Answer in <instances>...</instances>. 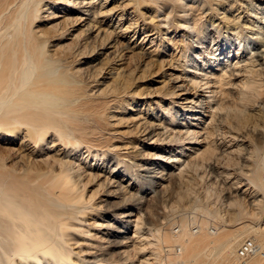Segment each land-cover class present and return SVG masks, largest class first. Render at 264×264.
<instances>
[{"label":"bare ground","instance_id":"obj_1","mask_svg":"<svg viewBox=\"0 0 264 264\" xmlns=\"http://www.w3.org/2000/svg\"><path fill=\"white\" fill-rule=\"evenodd\" d=\"M138 1L139 0H0V18L5 12L9 13L7 16L9 17L8 23H11L10 25L17 24V31L25 39L21 44L18 43L20 46L8 48L9 50L0 47V127L6 129L11 126H19L21 130L25 129V132L23 131L25 136L22 138L20 146L24 144L25 147V145H27L24 139L26 134L30 131L38 134L41 133L44 138L43 140L45 142L49 141L50 144L47 148L45 147L48 151L47 153L45 152L46 154H42L44 157L37 156V165L39 163V166L42 167H38L37 169L34 168V170H36L35 172L30 169L31 166L28 167L25 164L20 166L21 169L12 168L13 173L22 174L18 176L11 172L3 171L0 168V264H125L126 261H124V258L126 251L124 248L132 238H125L124 235L126 231H114V228L116 227L115 225L121 224L128 229V226L136 224L134 229H137V225L140 223V219L138 218L141 217H138L137 214L134 213V206L138 207L136 209L137 211H140L139 205L141 203L139 199H137L138 196L136 197L130 193V191H132L130 183L126 184L122 179H115L117 174L118 176L120 175V172H116V169H122V165L126 166V170L127 172L129 171V173H125L123 170L121 173L127 174L129 179L133 177V175H130V171L131 173H135V176L148 178L147 180L152 181L151 184L154 186L156 193L160 196L163 195L164 190L168 187V185H165V173L161 175L163 171L161 173L159 172L166 161L176 165L181 161L182 165L185 163V165L188 166L202 156L206 157L207 160H213L214 157H211L213 154L209 149L212 143L210 140L208 141V134L206 132L202 133L195 131L192 127L189 128L193 126V121L199 120L198 114L201 113V108L199 107L201 103L197 102L196 99L206 98L211 102L214 92L216 95V87L211 85L215 84L218 85L219 90H217L222 93L225 92V94L226 91H229L228 89L233 92L234 90L236 91V89L242 91V86L243 89H245L249 83H253L251 81L252 78L249 80L246 77L247 72L253 65H250L251 68L250 66L247 67V65L243 67L239 66V69V62L235 59V62L229 63L225 66L224 70L212 68L213 73L210 75H217L209 79L207 77L208 71H204L205 66L213 65V63H216V66H218L219 61L213 58V62L209 59L198 66L197 62H194L197 58L193 57V61L191 60L193 69L197 70L199 68L198 70L206 74L202 91L199 92L196 88L198 86L194 79L197 78V73L200 71L189 74L180 72L181 74L178 76L175 73L176 66L173 67V65L171 67L167 62L165 64L163 58L159 60L160 56L154 55L155 58L153 59L155 60H150V58L148 63L142 64L141 72H145L150 65L151 67L158 66L161 71L164 66L170 70V74L166 81L171 83V89L168 88L170 91L166 92V94H162L164 96L161 97V100L170 101L169 105L171 108H164L165 110L163 111L157 109L156 112L155 109L152 111L153 114L149 113V118H147V116V119L144 118V120H142L139 115L134 117V115L126 114V112L132 109L125 110V107L129 105L126 98L128 97V92L131 91H128L131 82L130 77L135 69L131 67L133 60H131L129 56L132 53L131 49L134 47L132 48L130 45L124 43L129 33L135 30V35L138 30H141L143 33L147 32L146 37L148 38L151 36L153 39L156 37L160 38L162 35L163 39H165L169 32L166 28L168 27L170 29L171 26H174L185 34L188 31V26L194 21V16L197 15L194 13V16H188L189 14L186 16L183 8L185 5L184 3L183 9L179 10L176 14V20L168 22V20H171L169 14H167V19L166 16H160L158 13L152 14V12L146 11L147 9L144 10L145 7L142 10L143 4L141 3L142 6H140ZM215 1L226 4L228 7L230 6L229 9H232L237 3V0ZM164 2L166 1L164 0ZM167 2L172 3L171 1ZM25 3L28 4L26 5ZM244 5L246 7V4ZM16 6L19 8L18 12L15 11L16 8L14 9ZM186 8L189 9V6ZM224 8L222 10H226ZM201 9H204V7ZM12 10L15 12L13 13ZM214 10L215 13L217 12L219 24H223L226 32H229L232 36L235 35V31L247 29V25L245 26L240 20H235L227 16V10L222 13H218V9ZM189 11H191V9ZM202 11L204 12V10ZM36 13L39 14V19L24 30L25 28L22 27L21 21ZM132 14L139 17L141 21L140 24H136L138 21H134L135 23L129 22L127 18ZM252 15L253 14H251V19H253ZM198 16L195 20H198ZM111 21H115V25L112 26L110 24ZM194 22L196 23L197 21ZM67 24L69 27L67 26L68 28L64 30L63 27ZM261 28L263 27L261 26ZM12 29L13 28H11V30ZM249 29L251 28L249 27ZM190 31L194 32L193 30ZM214 31L216 32V30ZM194 35L196 36L197 33H194ZM153 39L151 40L153 41ZM253 42H255V46L254 48L252 47V51L255 59L254 62L257 65L253 64L255 68L256 66L264 67V35L255 37ZM151 43L153 44V42ZM197 50L198 48L192 49L191 55L197 53ZM175 52L178 51L175 50ZM140 53L138 57H143L145 59L148 57ZM183 53H180V55H183ZM226 62H228V60H226ZM188 67L187 69L189 70ZM254 71L255 69L253 72ZM102 72L104 75H102ZM224 72L226 73L225 77ZM155 74L157 75V73ZM258 74H260V72ZM184 75L190 77L188 78L190 79L189 84L181 78ZM260 75H262V73ZM244 76L245 79L247 78V80H249V83L246 84L245 87L246 80L241 81V77L243 78ZM260 77L264 78V75ZM259 80H261V78ZM258 83L257 85H259ZM165 84L167 83L162 81L161 87L165 88ZM260 85L264 86L262 83H260ZM248 87H250V85ZM163 88H161V90ZM154 89L157 90V88ZM143 93L144 92H142V94ZM107 94H112V99L118 98L113 99V101H119V98L122 100L119 102L115 101V105L109 107L107 104L108 101L106 102V100L103 99ZM130 94L131 92L129 93V97L131 96ZM240 94L242 95V93ZM150 97H153L152 94ZM229 97L234 98L230 96V94ZM229 97H227L226 101H228ZM101 98L103 101L101 100L100 102ZM90 100L96 101L95 104L99 102V107L97 105L92 106ZM108 100L110 102L111 99ZM200 101L202 102V100ZM209 106L212 112L213 107H211L210 103ZM158 107H161V105H158ZM107 109L110 112L107 114L105 113L106 116L103 113V118H98L100 112L102 113V110L107 111ZM258 110L260 111V109ZM219 111L220 109L218 108L217 113H220ZM94 117H97L96 120ZM76 118H81V125L77 122ZM65 120H68L70 125H67ZM92 122L99 125L98 127H100V130L94 129L92 126L87 128L86 124ZM185 125L187 128L182 127ZM96 131L98 133H96ZM69 138H71L73 142L84 146L86 149V155L80 160L81 163L83 162L82 164H84V168L82 167L83 169L74 166L72 161L69 160V157H76L78 152L75 154V151L77 150L74 148H63L59 145V141ZM165 142H179L180 149L178 148L176 151L175 158H185V160L176 161L174 158L175 160L168 161L164 156L153 153L158 151V144H165ZM163 146L161 149L166 150V147ZM41 149H39V151ZM148 149H152L153 152H146ZM18 150L15 149L22 161H24V158L26 160V154L22 155ZM165 152L166 151H163V153ZM38 154L40 153L37 152V155ZM88 157H93L95 160L96 158H104L109 164L104 170L99 171L94 164L86 166V158ZM21 159L19 160L21 161ZM15 162H18V160ZM18 164L20 163L18 162ZM207 164H209V162ZM15 168H17V166ZM224 172L225 171L219 172L217 170L216 173V177L222 181L223 184H225V180L227 181L226 177L234 178L235 176L236 178V173L233 172V177H231L232 174L230 173L229 177ZM255 173L256 172H254V174ZM171 174H173V172ZM85 181L91 182L92 185L96 186L97 190H103L104 193L102 197L95 199V201H97L96 203L91 195L87 196L84 194ZM237 181L235 180V182ZM241 184L243 185V183ZM234 189L225 192L228 199L231 198L234 193L236 195L233 196L237 197V192ZM261 201L262 200H258L253 204H258ZM136 216L138 217L137 220ZM230 219L235 221L236 215H233V217L231 216ZM201 227L200 225V230ZM216 229L217 228H215V230ZM224 230L226 229H222L218 232L216 231L212 234L208 233V235L211 234L214 238H218ZM172 231H175L172 232L175 236L180 233L178 228H174ZM192 233H198V228L193 227ZM192 233H185L188 238H186V241H183L182 245L174 244L165 248L166 253L172 254L174 259V261H168L167 264H190L191 262L195 264V262L191 260H196L195 258L202 247L203 250L209 251V249L217 248L218 245L221 250L232 241L230 239L225 243H216V241H212L213 244L211 246H202L203 239L196 241L192 240ZM136 236L134 235V237ZM255 240L258 239L256 238ZM255 240L251 239L246 242L241 253H250L249 245L260 247V249L264 247V244L259 245ZM188 249L189 253L185 254ZM111 250L115 253V259H117V261L113 263L107 261V259H103V257H109V251ZM225 251L224 249V252ZM241 255L246 256L247 254ZM252 255V257L259 256L264 260V257L260 255ZM180 257L181 260L179 261ZM140 264L150 263L146 260Z\"/></svg>","mask_w":264,"mask_h":264},{"label":"rangeland","instance_id":"obj_2","mask_svg":"<svg viewBox=\"0 0 264 264\" xmlns=\"http://www.w3.org/2000/svg\"><path fill=\"white\" fill-rule=\"evenodd\" d=\"M148 1H150V2H148ZM161 1L164 2V0H156V2H155V0H146V1L145 0H142V1L139 0L138 4L140 6H142V4H143L142 10L145 7L144 10L147 9L146 11H148L150 13L152 12V14L158 13V15H160V16H164V17L166 16L167 19H168L167 14H169V17L171 16L170 17L171 20H168V22H171L172 20L173 21L176 20L175 19L176 14L179 12V10H182L183 8L185 10L184 13L186 16L188 14H189L188 16H194V13H195L197 15H195L194 17L197 18L198 14L199 13L200 14L198 16V20L197 19L195 20V18L193 17L194 21H197V22L195 23L193 21L190 24L191 28H190V26H188V31L185 34L183 32H180L174 26H171L170 29L167 27L166 30H169V32H168L167 37L165 38L166 40L163 39L162 35L160 36V38L156 37L155 39H153L152 36L148 38V37H146L147 32L143 33L141 30H138L135 35H134L135 30H132L129 33V35H128L129 38L127 37L126 40L124 41V43L130 45L132 48L134 47L133 49H131L132 53L129 56H130L131 60H133L131 67L132 68L134 67L136 70L133 68L134 73L130 77L131 82H130V88L128 89V91L131 90L130 91L131 96L129 97L130 92H128V97L126 98V100H127L129 105L127 107H125V110L132 108L130 110L132 112L128 111V112H126V114L134 115V117L139 115V117H141V119L144 120V118L145 119L149 118V116H148L149 113L153 114L152 111H154L155 109H156L155 110V112H156L157 109H161V111H163V110L167 109L168 107L171 108L169 105L170 101L161 100V97L164 96L162 94H166V92H169L171 89V83H168L166 81V79L168 78V75L170 74V70L168 68H166V66H164L162 71H161V69H159L158 66H156L158 68L157 69L155 66L151 67V65H150V67H148L145 70V72H141L142 64H144L146 62L148 63L150 58H151L150 60H155V59H153V58H155L154 55L160 56L159 60L163 58V60H165V64L167 62L168 64L171 65V67L173 65H174L173 67L176 66V68H175L176 72L175 71L174 72L178 76H180L181 73H184V74L188 73L189 74V73H193V72L197 73L200 71L199 73H197L198 74L197 78L194 79L195 83L198 86L196 88L198 89L199 92L202 91L203 82L205 83L204 77L206 74L204 72H202L201 70H198L199 68L197 70L193 69V65L191 63V60L193 61V57L197 58L196 60L194 59L195 60L194 62H197L198 66L200 64H203V62L205 63V61H207L209 59H210V61H212L213 58H216L219 61L218 66H216V63H213V65H206L205 66L204 71H208L207 77L209 79H211V78H213V76L217 75V74H214L213 76L210 75L213 73L212 68L224 70L225 66H227L229 63L235 62V59H236V61L239 62V63L236 62V63H238V67L239 66L243 67L244 65H247V67H248L252 64L253 65L252 68L250 66L251 69H249L247 74L246 73L245 74L249 80H251L250 78H252L251 81L253 83L250 84L248 82L249 80H247V78L245 79V76L243 77L244 80L241 77V79H242L241 81L246 80L245 81L246 83L244 82L245 83L244 87L248 83H249L250 87H248L249 86L248 85V86H246L245 89H243V86H242V88H241L242 91H240L239 89H236V91L234 90V92L230 91V89H228L229 91H226V94L224 92V89H223L224 93L218 91L219 89H218L217 84L211 85V86L216 87V90H215L216 95L214 92V94H213L214 96L211 99L213 102L212 101L210 102V100H208L206 98L205 99H203V98L196 99L197 102L201 103V104L199 103L200 104L199 107L201 108V113L198 114L199 120L193 121L192 122L193 126H190L189 128L192 127L195 131L202 132V133L206 132L208 134V136H209L208 141L210 140V142L212 143L211 144L212 146L209 149H210V152H212V154H213V155H211V157H214V158H213V160L212 159L207 160L206 157L202 156V157L196 159L194 162H192L195 165H193L191 163V165L189 164L188 166H186L184 163V165L186 167L184 165H182L181 161L179 163H177V165L173 164V163H168L166 161L165 164H163L164 165L163 168L160 169V171H159L160 173L163 171L161 173V175L165 173L164 174V178L166 179L165 185H168V187L164 190L163 195L159 196V194L156 193L154 186L151 184L152 181L147 180L148 178H142V177L135 176V173H133V172L131 173V171H130V175H133V177L131 179H129L127 177V174L121 173L122 170L125 171V173L127 172L126 166L122 165L121 166L122 169L121 168L116 169L117 170L116 172L119 171L120 175L118 176V174H117V177H115V179L116 180L122 179L126 182V184L130 183L131 189H132V191H130V193H132L136 197L138 196L137 199H139V202L141 203L139 205L140 211H137L136 209L138 207L133 205L134 211H135L134 213L137 214L138 217H141V218H138L136 216V220H137V218L140 219L139 220L140 223H138L137 229H134L136 224L128 226V229L125 228L121 224L115 225L116 227L114 228L115 229L114 231H118V230L126 231L125 232L126 234L124 235L125 238L126 237L128 239L130 237L132 238L130 240V242L128 244H126V246L124 248L126 251L125 258H124V261H126L125 264H127V263H129V264H140L141 262L146 261V260L150 264H167L168 261H170V262L174 261L173 255L167 254L165 251V248L168 246H172L174 244L182 245L183 241H186V238H188V236L185 233L191 234L193 227L198 228V233H196V234L192 233L191 239L195 240V241L199 240V239H203L202 240V246L207 245L209 247L213 244L212 241H216V243H225V242H227L228 239L232 240V241H230L231 243L229 245H226L221 250H220L218 245H217V248L209 249V251H205V249L203 250V247H202V249L198 252L197 257L195 258L196 260H191V261H194L195 264H203V263L204 264H264V260L262 258H260L259 256H255V257L251 256V257L244 258L241 255V250L243 249L244 244L246 242L250 241L251 239L255 240L257 238L258 240H255V241H257L256 242L257 244H259V245L264 244V101H263L264 100V97H263L264 96V89H263L264 86L260 85V83H262V85H264V78L260 77V76L264 75V73H263L264 67L256 66V68H255V65H257V64L254 62L255 59H254V54L252 51L254 46H255V42H253L255 37H258L260 35H264V20H263L264 19L263 18L264 17V0H237L236 6L234 5L232 9H229L230 6L228 7V6H226V4H221L215 0H209V1H213V2H209L207 0H200V1L199 0H179V1L178 0H165L166 2H164V3ZM167 1H171L172 3L167 2ZM253 2H254V4H253ZM184 3H185V5H184ZM213 3H215V4H213ZM25 4L27 5L28 3H25ZM155 4H157V5H155ZM168 4H170V5H168ZM202 4H204V5H202ZM237 4H238V6H237ZM244 4H246V7ZM252 4H253V6H252ZM146 5H148V6H146ZM173 5H174V7H173ZM183 5H184V7H183ZM188 6H189V9L186 8ZM224 6H225V8H224ZM180 7H181V9H180ZM203 7H204V9H201ZM206 7H208V8H206ZM15 8H16L15 11L18 12L19 8L17 6L14 7V9ZM185 8L187 9V11ZM223 8L226 9L227 11L222 10ZM20 9H21V7H20ZM173 9L176 12H174ZM190 9L192 12L189 11ZM214 9H218L219 10L218 13H222L223 11H226L227 16H230L231 18H234L235 20H240L241 23L245 24V26L246 25L248 26V27L246 26L247 31L246 30L235 31V35L232 36L229 32H226V29H225L223 24L222 25L219 24L218 15H217V12L215 13ZM170 10H171V12H170ZM202 10H204V12ZM15 11H13V13ZM235 11H237L238 14ZM202 12H203V14H202ZM212 13H213V15H212ZM5 14L0 18V32L2 33V34L0 33V47L6 48V50H9L11 47L15 48L17 46H20L19 44H21L22 41H25V39L17 31V28H18L17 24L10 25L11 23H8L9 17H7V16L9 15V13L5 12ZM239 14L240 15L243 14V15H241L242 18ZM251 14H253L252 15L253 19H251ZM207 15H209V16H207ZM255 15H257V16H255ZM133 16H134V14L130 15V17L128 16L127 19L129 20V22L135 23L136 21H138V22H136V24H138V23L140 24L141 21L139 20V17L137 15H135L134 17ZM214 16H216V17H214ZM25 19L22 20L24 22L21 21L22 27L25 28L24 30L29 28L30 24L32 25L35 21H37L39 19V14L36 13L30 17H27L26 21H25ZM136 19H138V20H136ZM249 20L250 21L252 20V21L250 22ZM5 22H6V24H5ZM110 24L112 26L115 25V21L114 22L111 21ZM198 24H199V26H198ZM255 24H256V27H255ZM67 26L69 27L68 24L63 27L64 30L68 28ZM261 26L263 28H261ZM192 27H193V29H192ZM249 27L251 29H249ZM11 28H13V29L11 30ZM201 29L202 30L204 29V30L202 31ZM190 30H193L194 32H191ZM195 30H196V32H195ZM214 30H216V32ZM194 33L195 34L197 33V35L195 36ZM261 33H263V34H261ZM135 36H136V38H135ZM151 39H153V41ZM162 40H163V42H162ZM150 41L153 42V44ZM169 41H172V42H169ZM200 41H202V42H200ZM240 41H242V42H240ZM169 43H170V45H169ZM47 48H48V46H47ZM140 48H141V50H140ZM196 48H198L197 53H194L191 55V50L196 49ZM144 49L146 52L144 51ZM175 50L178 52H175ZM138 52L139 53L141 52L140 54H142L146 57L148 56V57L146 59L143 57H138V56H140ZM153 52H154V54H153ZM180 53L181 54L183 53V55H180ZM151 55H153V56H151ZM179 56H180V58H179ZM246 58H247V60H246ZM226 60H228V62H226ZM188 62L191 64H189ZM245 62H247V63H245ZM171 63H173V64H171ZM188 66H190V67H188ZM187 67L189 68V70L187 69ZM240 67H239V69H240ZM177 68H178V70H177ZM254 69H255V71L253 72ZM260 70H262V71H260ZM188 71H190V72H188ZM103 72H102V75H104ZM259 72H260V74L262 73V75L258 74ZM155 73H157V75ZM225 74L226 73L224 72V77L226 76ZM250 74H253V75H250ZM202 75H204V76H202ZM183 77H181V78L187 84H189L190 79H188V78H190V77H188L187 75H184ZM260 78H261V80H259ZM262 79H263V81H262ZM256 80H258V81H256ZM162 81H165V83L168 84V85L165 84V86H164L165 88L161 87ZM257 83L259 85H257ZM154 88H157V90H159V91L161 90V88H163V89L159 92ZM168 88H170V89L168 90ZM199 88H200V90H199ZM149 90L151 91V93ZM111 91H112V89H111ZM237 91H238V93H237ZM248 91H250V92H248ZM142 92H144V93L142 94ZM156 92H159V93H156ZM239 92L242 93V95ZM132 93H134V94H132ZM233 93H234V95H233ZM235 93H236V95H235ZM149 94L150 95L152 94L153 97H150ZM217 94H219V95H217ZM229 94H230V96H233L235 99L232 97L230 98ZM259 94H260V96H259ZM107 96L105 95L103 97V99H105L106 102L108 101L107 104L109 107H112V105L114 106L115 101L119 102L120 100H122L119 98V101L118 100L113 101V99H118V98L112 99V96H113L112 94H107ZM141 96H143V97H141ZM217 96H218V98H217ZM227 97H229L228 101H226ZM103 99L101 98L100 102H101V100L103 101ZM108 99H111L110 102ZM105 100H104V102H105ZM200 100H202V102ZM90 102H91L92 106L97 105L99 107V102L97 104H95L96 101H94V100H90ZM110 103H112V104H110ZM209 103H210L211 107H213L212 108L213 113L211 112ZM158 105H161V107H158ZM124 106H126V105H124ZM90 107H91V105H90ZM103 108H104V106H103ZM218 108L220 109V111H219L220 113H217ZM252 108H254V109H252ZM172 109H173V106H172ZM258 109H260V111ZM109 112L110 111H108V109H107V111L102 110V113L100 112L101 117L98 115V118H103L102 114L104 113V115L106 116V114ZM140 112H141V114H140ZM250 112H252V113H250ZM157 114H158V112H157ZM211 114H212V116H211ZM142 116H143V118H142ZM96 118L97 117H94L95 120H96ZM76 120H77V122H79L80 125L82 124L81 118H76ZM154 120H155V118H154ZM65 122L67 123V125H70V122L68 120H65ZM92 123H87L86 124L87 128L92 126V128H94V129L96 128V129L100 130V127H98L99 125H96L94 122H92ZM182 127L187 128L186 125L182 126ZM246 128H248V129H246ZM23 131L25 132V129L21 130L19 126H11V127L6 128V129L0 127V135H1L0 136V168H1V170L13 173V171H12L13 169H21L20 166L22 164H25L28 167L31 166L30 169L33 172H35L36 170H34V168L37 169L38 167H42V166H39V163L37 165V159H38L37 156L44 157L43 155L46 154L48 151L46 148L50 145L49 141L45 142L43 140L44 138H43L41 133L38 134L36 132L30 131L28 134H26V137H25L26 140L24 139L25 143L27 142L26 143L27 145H25V147H24V144H23V146H20V142H22L21 140L25 136L24 135L25 133ZM96 133H98V132L96 131ZM12 141H13V143H12ZM178 143L179 142H173V143L172 142H168V143L165 142V144H158L157 145L158 151L153 152L152 149L151 150L148 149V151H146V152H148V153L153 152L159 156L162 155L168 161H172V160L176 159L175 154H176V151L178 150V148L180 147V145H179L180 143L179 144ZM43 144H44V146H43ZM59 145H60V147H63V148H68V149L74 148L75 150H77V151H75V154H76V152H78V153L80 152L79 154L78 153L76 154L77 158L75 156H73V157H69L70 158L69 160L72 161V164H74V166L79 167V168H82V167L84 168V164H82L83 162L81 163V161H80L81 158H84V156L86 155V149L84 148V146L80 145L79 143L73 142V140H71V138L59 141ZM162 146L166 147V150L161 149ZM167 148H169V149H167ZM15 149L16 150L20 149V150H18V152L20 151V154H22V155L26 154L25 155L27 157L26 160L24 158L23 159L24 161H22V159L19 157L18 153H16ZM26 149H29V150H26ZM35 149H36V151H35ZM39 149H41V150L39 151ZM163 151H166V152L163 153ZM37 152L40 154L37 155ZM168 152H170V153L172 152V153L170 154ZM31 153H33V154H31ZM189 155H191V154H189ZM29 156L31 157V159ZM34 157H36V158H34ZM92 158L93 157L86 158V166L94 164V166L99 171H102L109 164V162H107L106 159H104V158L103 159L96 158V160H95V158H93V159ZM19 159H21L22 162ZM17 160L20 164H18V162H15ZM179 160H185V158H183V159L179 158L178 159V157H177L176 161H179ZM28 162H30V163H28ZM104 162H105V164H104ZM208 162H209V164H207ZM16 164H18V165H16ZM170 164H172V165H170ZM16 166H17V168H15ZM217 170L219 172L225 171L224 173L229 177H230V173L232 174L231 177H233V172H234V173H236V178H235V176H234V178L226 177L227 181L225 180V184H223L222 181H220L216 177ZM172 172H173V174H171ZM254 172H256V173L254 174ZM127 173H129V171ZM175 173L178 174L180 177L178 175H176ZM13 174H15V173H13ZM15 175L18 176V175H22V174H15ZM171 175H173V176H171ZM177 176H178V178H177ZM169 178H171L172 180ZM235 180L236 181L238 180V181L235 182ZM86 183H87V185H86ZM239 183L241 186L239 185ZM241 183H243V185ZM238 187H240V188H238ZM233 189L236 190L237 197L233 196V195H236L234 193L232 195V197L228 199L225 192H227L229 190L232 191ZM100 191H102V192H100ZM84 192H85L84 194L87 196L91 195V197L94 198V201H95V199H99L100 197H102V194L104 193L102 189L97 190L96 186L92 185L91 182H86V181L84 184ZM258 200H262V201L259 202L258 204H255L256 205L255 206L253 203H256ZM96 202L97 201H95V203ZM233 215H236L235 221L230 219V217L231 216L233 217ZM246 222H247V224H246ZM200 225L202 226L201 230L199 229ZM174 228H178L179 232H180L176 236L174 234H172V232H175V231H172V229H174ZM215 228H217V229L215 230ZM222 229H226V230L222 231L218 238H214L211 235L212 233H215L216 231L218 232ZM134 233H137V234H134ZM208 233H211V234L208 235ZM134 235L135 236L137 235V236L134 237ZM153 243H154V245H153ZM224 249L226 250L225 252H224ZM109 252H110L109 257L108 256L103 257V259H107V261H109L111 263L117 261V259H115L116 258L115 253H113L112 250ZM188 253H189V249H188L187 253H185V254H188ZM180 260H181V257H180L179 261ZM190 264H193V263L191 262Z\"/></svg>","mask_w":264,"mask_h":264},{"label":"built area","instance_id":"obj_3","mask_svg":"<svg viewBox=\"0 0 264 264\" xmlns=\"http://www.w3.org/2000/svg\"><path fill=\"white\" fill-rule=\"evenodd\" d=\"M250 248V253H246V252H242L241 254H247L246 256H243L244 258H247L248 256H253L254 255H260L262 257H264V247H262V249H260V247H255L252 245H249ZM245 251V250H244Z\"/></svg>","mask_w":264,"mask_h":264}]
</instances>
